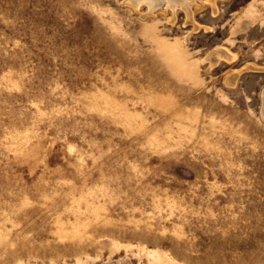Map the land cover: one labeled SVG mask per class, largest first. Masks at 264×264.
Returning <instances> with one entry per match:
<instances>
[{
  "label": "rangeland",
  "instance_id": "rangeland-1",
  "mask_svg": "<svg viewBox=\"0 0 264 264\" xmlns=\"http://www.w3.org/2000/svg\"><path fill=\"white\" fill-rule=\"evenodd\" d=\"M131 1L0 0V264H264V0Z\"/></svg>",
  "mask_w": 264,
  "mask_h": 264
},
{
  "label": "bare ground",
  "instance_id": "bare-ground-1",
  "mask_svg": "<svg viewBox=\"0 0 264 264\" xmlns=\"http://www.w3.org/2000/svg\"><path fill=\"white\" fill-rule=\"evenodd\" d=\"M161 4H165L168 8L173 9L176 6L182 7L186 12H188L187 0H132L131 6L137 9L139 6L144 5L148 9L149 13H151L154 9L160 7ZM148 13V12H147ZM217 50V49H216ZM226 52V51H225ZM213 54V53H211ZM220 55V54H219ZM226 57V56H225ZM209 59V58H208ZM216 60V59H215ZM214 60V61H215ZM239 73V72H238ZM235 77V76H234ZM227 80V79H226ZM236 81V80H235ZM229 84V83H228ZM260 115L264 120V89L261 94V108Z\"/></svg>",
  "mask_w": 264,
  "mask_h": 264
},
{
  "label": "water",
  "instance_id": "water-1",
  "mask_svg": "<svg viewBox=\"0 0 264 264\" xmlns=\"http://www.w3.org/2000/svg\"><path fill=\"white\" fill-rule=\"evenodd\" d=\"M261 116V115H260ZM261 118H263L262 116H261Z\"/></svg>",
  "mask_w": 264,
  "mask_h": 264
}]
</instances>
